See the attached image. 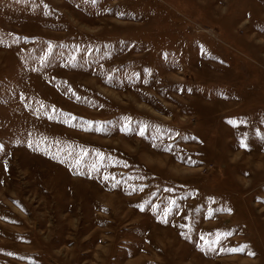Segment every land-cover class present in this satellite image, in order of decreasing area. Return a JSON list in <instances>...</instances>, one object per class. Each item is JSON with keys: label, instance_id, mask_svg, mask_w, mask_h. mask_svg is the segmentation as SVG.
I'll use <instances>...</instances> for the list:
<instances>
[{"label": "rangeland", "instance_id": "374dc122", "mask_svg": "<svg viewBox=\"0 0 264 264\" xmlns=\"http://www.w3.org/2000/svg\"><path fill=\"white\" fill-rule=\"evenodd\" d=\"M0 264H264V0H0Z\"/></svg>", "mask_w": 264, "mask_h": 264}, {"label": "snow or ice", "instance_id": "6c2138e0", "mask_svg": "<svg viewBox=\"0 0 264 264\" xmlns=\"http://www.w3.org/2000/svg\"><path fill=\"white\" fill-rule=\"evenodd\" d=\"M92 2L94 3L95 0H92ZM143 131H144V130L141 129V131L139 132V134H140V135H143ZM241 146L244 147L243 143L241 144ZM165 150L168 151V150H170V149H165ZM104 179L107 180L108 177H105ZM113 187H115V185H113ZM201 239L203 240L204 237H201ZM220 239H221V237L218 236L217 239L214 240V241H212L211 243H212V244H216V243L219 242ZM221 251L229 252V253H234V252H237V251H243V249H242V248H240V249L232 248V249H221Z\"/></svg>", "mask_w": 264, "mask_h": 264}]
</instances>
